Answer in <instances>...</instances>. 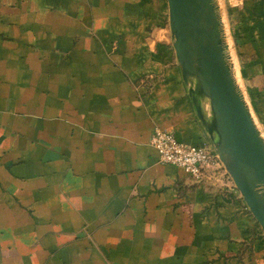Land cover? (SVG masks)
Wrapping results in <instances>:
<instances>
[{
	"label": "crops",
	"instance_id": "crops-1",
	"mask_svg": "<svg viewBox=\"0 0 264 264\" xmlns=\"http://www.w3.org/2000/svg\"><path fill=\"white\" fill-rule=\"evenodd\" d=\"M224 4L264 132V0ZM154 127L213 148L167 0H0V264H264L232 180L161 162Z\"/></svg>",
	"mask_w": 264,
	"mask_h": 264
},
{
	"label": "water",
	"instance_id": "water-1",
	"mask_svg": "<svg viewBox=\"0 0 264 264\" xmlns=\"http://www.w3.org/2000/svg\"><path fill=\"white\" fill-rule=\"evenodd\" d=\"M182 80L213 149L264 231V136L234 73L217 0H167Z\"/></svg>",
	"mask_w": 264,
	"mask_h": 264
},
{
	"label": "built area",
	"instance_id": "built-area-1",
	"mask_svg": "<svg viewBox=\"0 0 264 264\" xmlns=\"http://www.w3.org/2000/svg\"><path fill=\"white\" fill-rule=\"evenodd\" d=\"M150 142L157 150L161 162L183 167L196 179L207 174L210 177L225 175L231 179L211 147L185 144L177 140L171 132L159 127H154Z\"/></svg>",
	"mask_w": 264,
	"mask_h": 264
},
{
	"label": "rangeland",
	"instance_id": "rangeland-1",
	"mask_svg": "<svg viewBox=\"0 0 264 264\" xmlns=\"http://www.w3.org/2000/svg\"><path fill=\"white\" fill-rule=\"evenodd\" d=\"M224 1L225 0H217L218 2V5H219V10H220V14L222 16V20H223V28H224V32H225V38H226V41L228 43V47H229V51H230V55H231V59H232V62H233V65H234V73H235V76H236V79L238 81V84L240 86V88L242 89V86H241V83L239 81V78H238V75H237V72H236V67H235V57H234V51H233V47L231 45V39H230V34H229V26H228V22H227V16H226V11H225V4H224ZM258 125V124H257ZM259 129L261 130L260 126L258 125ZM262 134L264 135V132L263 130H261Z\"/></svg>",
	"mask_w": 264,
	"mask_h": 264
}]
</instances>
